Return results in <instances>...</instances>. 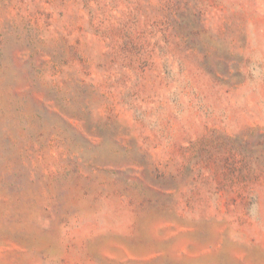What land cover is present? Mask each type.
I'll list each match as a JSON object with an SVG mask.
<instances>
[{
  "label": "rangeland",
  "instance_id": "374dc122",
  "mask_svg": "<svg viewBox=\"0 0 264 264\" xmlns=\"http://www.w3.org/2000/svg\"><path fill=\"white\" fill-rule=\"evenodd\" d=\"M0 264H264V0H0Z\"/></svg>",
  "mask_w": 264,
  "mask_h": 264
}]
</instances>
